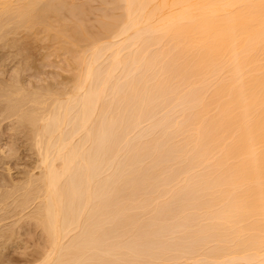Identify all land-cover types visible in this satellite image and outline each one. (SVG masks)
<instances>
[{
  "label": "bare ground",
  "instance_id": "6f19581e",
  "mask_svg": "<svg viewBox=\"0 0 264 264\" xmlns=\"http://www.w3.org/2000/svg\"><path fill=\"white\" fill-rule=\"evenodd\" d=\"M1 43L70 75L0 83L36 158L11 181L0 151V249L30 224V264H264V0H0Z\"/></svg>",
  "mask_w": 264,
  "mask_h": 264
},
{
  "label": "rangeland",
  "instance_id": "374dc122",
  "mask_svg": "<svg viewBox=\"0 0 264 264\" xmlns=\"http://www.w3.org/2000/svg\"><path fill=\"white\" fill-rule=\"evenodd\" d=\"M93 6H97V2H93ZM92 15H93V13H92ZM91 17V20L93 19L92 18V16H90ZM45 44V43H44ZM0 45H2V43L0 44ZM8 46V47H5V46ZM37 45V44H36ZM40 45V44H39ZM43 45V44H42ZM40 45L41 47H43V46H47V43L45 44V45ZM3 46V45H2ZM2 46H0V55L2 56V59H0V83H2L3 81L4 82H6V80L9 82V80L11 81V79H13V78H15V77H17L15 74H17L15 71L16 70H19L20 69V67H19V69L17 68V66L19 65H21V63H19L20 61L22 62H24L25 60H23V59H25V58H23V54H25V52H23V54L21 53L20 54V51H19V49L17 50L16 49V47L15 48H13L12 46L10 47V45H8V44H4V49L5 48H7V49H5V51H4V49H3V47ZM40 46H38L37 45V49L36 48H31V50H30V55H31V53H32V57H30L29 56V54H27L29 57H28V59L30 58L31 60H28V62H29V64H26L28 67H25L26 65H24V68H23V66H22V69L23 70H21V71H19L18 72V75H20L19 73L20 72H22L21 73V76L22 77H20V76H18L17 78H20L23 82H25L27 85L28 84H31L32 82H33V84H31V85H36V84H38V85H41L42 83H43V86L44 85H47V84H49L50 83V81L51 82H53L54 80H56V79H60V77H67L68 75H70L69 73L70 72H68V71H66L67 69L65 68V66L63 65L64 63H63V59H62V57L64 56L63 55V53H61L62 55L60 56H57V58H56V55H55V53H52V50H51V52L49 51L50 49H52V48H50L51 46H50V44L47 46V47H49L48 49H47V47L45 48V47H43V48H40ZM2 47V48H1ZM11 48V49H10ZM40 48V49H39ZM17 51V56H19V57H17L16 56V51ZM32 49H34V50H32ZM36 49V50H35ZM2 50V51H1ZM8 50H10V51H8ZM38 50V51H37ZM46 50V51H45ZM48 50V51H47ZM15 51V52H14ZM19 51V52H18ZM33 51H35V52H33ZM40 51V52H39ZM22 52V51H21ZM10 53H14L13 55H11ZM21 55H19V54ZM29 53V52H28ZM45 53V54H44ZM49 53H52V54H54V55H52V54H49ZM38 54V55H37ZM42 54V55H41ZM34 55V56H33ZM47 55V56H46ZM52 55V56H51ZM16 56V57H15ZM49 56V58L50 57H52L49 61H47L48 60V57ZM13 59H12V58ZM24 57H26L25 55H24ZM45 57V58H44ZM59 57V58H58ZM61 57V58H60ZM1 58V57H0ZM4 58V59H3ZM19 58H23V59H19ZM27 58V57H26ZM34 60H33V59ZM64 58V57H63ZM15 59V60H14ZM44 59V60H43ZM54 59V60H53ZM6 60V61H5ZM9 60V61H8ZM62 60V61H61ZM19 61V62H18ZM26 61H27V59H26ZM25 61V62H26ZM31 61V62H30ZM34 61V62H33ZM41 61V62H40ZM4 62H5V64H4ZM7 62H8V64H7ZM16 62V63H15ZM22 62V64H24ZM45 62V63H44ZM48 62V63H47ZM14 63V64H13ZM27 63V62H26ZM32 63V64H31ZM33 63H34V65H33ZM3 64V65H2ZM58 64H60V65H58ZM15 65H17V66H15ZM32 65V66H31ZM54 65V66H53ZM6 66V67H5ZM11 66V67H10ZM30 66V67H29ZM40 66V67H39ZM65 68H63V67ZM2 68V69H1ZM3 68H5L6 70H4ZM14 68H16V70L14 69ZM26 68V69H25ZM30 68V69H29ZM13 69H14V71H13ZM57 69V70H56ZM3 70V71H2ZM26 70V71H25ZM38 70H40V71H38ZM41 70H42V72H41ZM65 70V71H64ZM14 72V73H13ZM62 72V73H61ZM15 76H14V75ZM24 74V75H23ZM62 74V75H61ZM63 74H65V75H63ZM60 75V76H59ZM59 76V77H58ZM13 77V78H12ZM25 77V78H24ZM10 78V79H9ZM31 78H32V80H31ZM52 78V79H51ZM62 78L60 79V80H62ZM63 78V79H64ZM58 79V80H59ZM31 80V81H30ZM13 81H14V79H13ZM38 81V82H37ZM39 81H43L42 83H39ZM37 82V83H36ZM35 83V84H34ZM37 85V86H38ZM42 86V85H41ZM1 105V104H0ZM1 108V107H0ZM0 121H1V114H0ZM9 121L10 122H12V120H10L9 119ZM9 121H7V119L3 122V120L0 122V151L1 152H4V154L3 153H0V155H1V158L3 157L2 156V154L4 155V159L5 158H7V156L9 155V153H11V152H15L16 151V149H17V151H18V153H17V151L15 152V153H11L10 154V157H8V160H6V162L9 164L8 166H10V168H11V171H10V176H8V178H7V176H5L6 177V179H9V180H11V178L13 179V180H11V181H20V180H23L24 179V177L26 176V174H27V172L28 171H32L33 169V165H35V154H34V151L32 150L31 151V148H29L30 146H29V144H28V142L26 141V139L24 138V139H22L23 138V136L21 135L20 136V133L18 134L19 136H17V134H15V133H11L13 130H14V128H13V126H11L12 125V123H8ZM2 123V124H1ZM2 125V126H1ZM14 125V124H13ZM10 126V127H9ZM2 128V129H1ZM13 132H15V130L13 131ZM18 133V132H17ZM14 135H16V136H14ZM13 140V141H12ZM21 140V141H20ZM15 141V142H14ZM24 141H26V142H24ZM12 142H14V143H12ZM18 142L20 143V144H18ZM22 142V143H21ZM10 143H12L11 145H10ZM18 145V146H17ZM27 145L29 146V147H27ZM10 146V147H9ZM4 147V148H3ZM13 147V148H12ZM15 147V148H14ZM6 148H7V150H6ZM5 149V150H4ZM12 149H14V151L12 150ZM27 149H29V150H27ZM3 150V151H2ZM20 151V152H19ZM8 152V153H7ZM12 154H14L13 156H11ZM19 154V155H18ZM34 154V155H33ZM6 155V156H5ZM16 155V156H15ZM27 157V158H26ZM33 157V158H32ZM21 158V159H20ZM3 159V158H2ZM2 159H1V161H2ZM10 159V160H9ZM12 159V160H11ZM17 159V160H16ZM4 162H5V160L4 161H2V162H0V164H2V165H0V173H2V172H4L5 171V168H6V165H7V163L4 165ZM28 162H30V163H28ZM22 165V166H21ZM33 166V167H32ZM29 168V169H28ZM31 168V169H30ZM25 170V171H24ZM6 171H8L7 170V168H6ZM4 172V173H6L5 175H8V172ZM13 171V172H12ZM16 171V172H15ZM3 173V174H4ZM12 173H14V174H12ZM25 175H24V174ZM30 173V172H29ZM23 176H22V175ZM1 176H2V174H0ZM19 175V176H18ZM18 176V177H17ZM16 179V180H15ZM1 180V179H0ZM8 181V180H7ZM5 182V183H7V184H9L10 182L8 181V182ZM4 181H2V184H3V186H4V183H3ZM1 184V183H0ZM2 186V185H1ZM0 188H2V187H0ZM12 219V218H11ZM8 222H9V220H7ZM6 220H5V222H7ZM11 221V220H10ZM4 222V221H3ZM4 222V223H5ZM1 223H2V221H1ZM4 223H2V224H4ZM26 225V224H25ZM23 226V227H21V228H19V230L16 228L15 230H16V232L18 233V231H19V233L17 234V233H15L13 236H14V238H12L13 240H15V241H13L12 239H10V243H9V240H8V243L6 242V244L8 245V247H6L7 245L6 244H4V246H2L1 247V249H0V251L2 252H0L1 254V260L3 259V261L5 262V263H8V264H30V263H32V261H33V263L36 261V258H37V252H36V247L37 246H39V244H41V242H42V236H41V234H40V230L38 231V229L37 228H33L32 227V225H26V226ZM0 226H1V224H0ZM37 229V230H36ZM24 230V231H23ZM37 231V232H36ZM15 232V231H14ZM16 235V236H15ZM21 235V236H20ZM20 238H22V239H20ZM18 237V238H17ZM17 239H18V242H17ZM11 240H12V242H11ZM17 242V243H16ZM19 242H21L20 244H18ZM23 242V243H22ZM12 243V244H11ZM25 243V244H24ZM28 244V245H27ZM13 245V246H12ZM15 245V246H14ZM10 246V247H9ZM19 246V247H18ZM25 246V247H24ZM6 247V248H5ZM14 247V248H13ZM27 247V248H26ZM34 247V248H33ZM26 248V249H25ZM20 250V251H19ZM34 253H33V252ZM6 252V253H5ZM26 254V255H25ZM6 256V257H5ZM5 257V258H4ZM8 257V258H7ZM34 258V259H33ZM7 260V261H6Z\"/></svg>",
  "mask_w": 264,
  "mask_h": 264
},
{
  "label": "snow or ice",
  "instance_id": "6c2138e0",
  "mask_svg": "<svg viewBox=\"0 0 264 264\" xmlns=\"http://www.w3.org/2000/svg\"><path fill=\"white\" fill-rule=\"evenodd\" d=\"M3 7L5 8V9H7V8H9L10 7V5H8V4H3Z\"/></svg>",
  "mask_w": 264,
  "mask_h": 264
}]
</instances>
